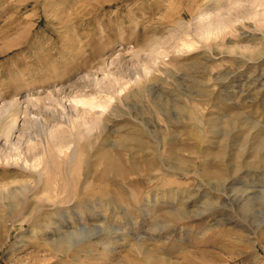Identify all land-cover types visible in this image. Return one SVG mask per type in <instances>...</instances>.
Listing matches in <instances>:
<instances>
[{"label":"rangeland","instance_id":"1","mask_svg":"<svg viewBox=\"0 0 264 264\" xmlns=\"http://www.w3.org/2000/svg\"><path fill=\"white\" fill-rule=\"evenodd\" d=\"M0 264H264V0H0Z\"/></svg>","mask_w":264,"mask_h":264},{"label":"bare ground","instance_id":"2","mask_svg":"<svg viewBox=\"0 0 264 264\" xmlns=\"http://www.w3.org/2000/svg\"><path fill=\"white\" fill-rule=\"evenodd\" d=\"M200 26V25H199ZM89 102V101H88ZM90 104V103H89ZM94 104V106H95V103H93ZM93 104H91V105H93ZM90 106V105H89ZM97 107H103V106H98V104H97ZM105 107V106H104Z\"/></svg>","mask_w":264,"mask_h":264}]
</instances>
